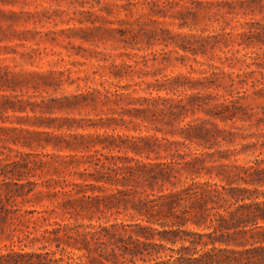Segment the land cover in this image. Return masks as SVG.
<instances>
[{
    "label": "rangeland",
    "instance_id": "obj_1",
    "mask_svg": "<svg viewBox=\"0 0 264 264\" xmlns=\"http://www.w3.org/2000/svg\"><path fill=\"white\" fill-rule=\"evenodd\" d=\"M213 125L227 158L208 166L264 157V0H0V264L56 250L42 236L72 217L49 196L67 181L103 196L123 187L82 174L171 156L111 136L166 146Z\"/></svg>",
    "mask_w": 264,
    "mask_h": 264
},
{
    "label": "trees",
    "instance_id": "obj_2",
    "mask_svg": "<svg viewBox=\"0 0 264 264\" xmlns=\"http://www.w3.org/2000/svg\"><path fill=\"white\" fill-rule=\"evenodd\" d=\"M213 127L197 129L199 142L165 140L166 146L156 135L111 136L122 140L126 154L165 147L171 156L144 160L126 155L114 167L82 174L123 187L107 195H88L85 188L96 191L97 186L69 181L72 190L50 192V197H64L55 208L72 215L43 232L56 250L16 257L45 259L26 264H264V157L245 165L220 161L208 166L218 156L227 158L226 151H214L220 145L219 129ZM189 128H182L188 137ZM191 145L200 152L194 154ZM204 170L209 178L201 181ZM81 211L89 223L73 222ZM96 213L110 217L94 223Z\"/></svg>",
    "mask_w": 264,
    "mask_h": 264
}]
</instances>
